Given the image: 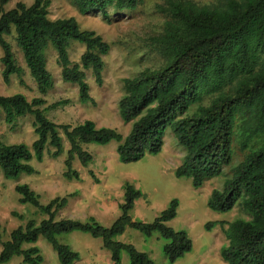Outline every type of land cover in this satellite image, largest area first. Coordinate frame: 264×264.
<instances>
[{"label":"trees","instance_id":"16d2710c","mask_svg":"<svg viewBox=\"0 0 264 264\" xmlns=\"http://www.w3.org/2000/svg\"><path fill=\"white\" fill-rule=\"evenodd\" d=\"M10 1L0 0V61L4 82L22 74L5 38L13 34L40 96L45 97L53 87L47 69V53L52 50L62 81L77 86L83 104L93 103L86 72L90 71L96 83L101 84L102 58L110 46L94 31L82 30L74 18L51 19L49 0H34L31 5L18 2L13 9L6 10ZM74 3L82 14L99 12L109 20V10L115 15L131 12L141 0H74ZM164 13L162 33L150 39L164 59V66L123 80L124 95L118 102V111L124 123H132L126 137L114 129L97 127L90 120L71 126L47 119L45 109H57L65 102L44 108L46 102L42 97L28 101L22 94L0 96L5 123L14 125L19 118L31 116L36 136L30 148L25 144L7 145L0 140V171L8 180L33 174L29 163L33 159L41 162L45 150L51 157H59L65 140L68 151L63 177L78 179L79 173L72 169L73 161L77 159L84 168L92 162L84 145L115 141L119 161L131 163L145 155L158 154L169 128L185 152L176 168V177L189 178L192 186L200 187L232 168L230 179L221 190L212 192L207 204L211 211L224 213L241 201L247 216L225 223L222 261L264 264V0H226L221 7L213 8L169 0ZM72 42L84 46L76 63L69 59ZM124 187L121 215L106 228L93 220L55 221V213L65 205V199H54L41 206L39 197L27 185L15 186L21 195L19 203L39 208L48 218L38 224L27 221L12 230L7 241L2 240L0 227V264L13 257H21L23 264H41L43 259L35 246L39 237L52 246L60 264H73L78 254L56 240V236L73 231L101 239L113 264L120 263L123 251L129 264H154L132 245L113 240L127 227L146 237L159 234L166 242L163 252L170 264L191 251L192 242L187 234L166 225L176 215V200L152 223L133 221L129 211L140 193L129 185ZM13 215L22 220L21 216ZM214 225L207 224L206 228Z\"/></svg>","mask_w":264,"mask_h":264},{"label":"rangeland","instance_id":"374dc122","mask_svg":"<svg viewBox=\"0 0 264 264\" xmlns=\"http://www.w3.org/2000/svg\"><path fill=\"white\" fill-rule=\"evenodd\" d=\"M33 1L11 0L5 9H13L18 2L31 5ZM168 1L141 0L131 12L115 15L109 10V20H105L99 12L82 14L74 0H49L51 19L74 18L82 30L94 31L110 46L109 52L102 58L104 68L101 84L96 83L90 71L86 72V83L93 103L83 104L77 86L62 81L56 54L52 50L47 53V69L53 78V87L45 97L40 96L13 34L5 38L22 74L11 76L9 83H5L0 61V96L22 94L28 101L42 97L46 102L44 108L56 102H65L57 109H45L43 113L47 119L55 124L71 126L90 120L97 127L114 129L126 137L132 123H124L118 111V102L124 95L123 80L134 78L144 70H158L164 66V59L152 46L150 39L162 33L166 20L164 9ZM177 1L213 8L221 7L226 0ZM68 52L70 61L76 63L84 52V46L72 42ZM32 123L33 118L26 116L19 118L14 125H8L0 112V140L7 145L25 144L30 148L36 139ZM117 146L115 141L106 145H84L83 149L92 156V162L84 168L77 159L73 161L72 169L79 173L78 179L67 180L63 177L68 151L65 140L59 157L53 158L45 150L41 162L33 159L29 163L34 169L33 174H21L15 180H8L0 171L2 240L7 241L12 230L24 226L29 220L38 224L48 218L39 208L29 203H19L21 195L15 191V186L27 185L39 197L41 206H46L54 199H65V205L55 213V221L69 219L85 223L93 220L109 228L121 215L124 186L129 185L140 193L129 211L133 221L152 223L173 200L177 201L176 215L166 225L174 231L185 232L192 242V249L173 264H227L221 258V249L226 244L225 223L247 219V216L241 201L231 211L224 213L211 211L207 204L212 192L221 190L226 180L230 179L232 168L225 169L220 176L204 182L200 187L192 186L189 178L176 177V168L182 163L185 152L169 128L164 133L163 147L156 155H145L138 161L122 163L117 155ZM237 162L236 159L235 164ZM13 214L21 216L22 220ZM210 223L215 225L207 229L206 225ZM56 240L78 254L73 264H113L111 253L103 247L101 239L93 238L88 233L73 231L56 236ZM113 240L132 245L137 251L145 253L154 264H170L163 252L166 242L157 233L146 237L127 227ZM35 246L42 256L41 264H60L57 253L43 237H39ZM128 261L127 253L121 252L119 264H129ZM5 264L23 263L21 257H13Z\"/></svg>","mask_w":264,"mask_h":264}]
</instances>
